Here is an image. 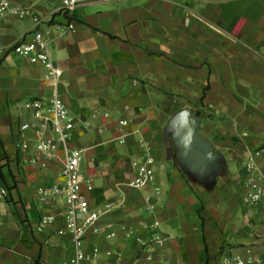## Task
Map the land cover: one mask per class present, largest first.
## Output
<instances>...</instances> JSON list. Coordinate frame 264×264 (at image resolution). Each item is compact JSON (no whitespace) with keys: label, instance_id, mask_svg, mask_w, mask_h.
I'll list each match as a JSON object with an SVG mask.
<instances>
[{"label":"crops","instance_id":"crops-1","mask_svg":"<svg viewBox=\"0 0 264 264\" xmlns=\"http://www.w3.org/2000/svg\"><path fill=\"white\" fill-rule=\"evenodd\" d=\"M13 3L43 22L0 21V264L74 259L73 235L58 234L67 203L40 196L63 182L65 153L43 165L26 107L56 96L76 117L70 144L84 149L92 208L114 205L87 231L84 249L99 256L83 264H219L225 253L264 264V201L244 200L248 164L264 171V0H84L74 19L57 0ZM38 29L63 71L57 85L11 52ZM143 142L155 180L135 188Z\"/></svg>","mask_w":264,"mask_h":264},{"label":"built area","instance_id":"built-area-1","mask_svg":"<svg viewBox=\"0 0 264 264\" xmlns=\"http://www.w3.org/2000/svg\"><path fill=\"white\" fill-rule=\"evenodd\" d=\"M45 1V0H37ZM59 11L74 19L77 8L84 0H57ZM107 3H119L123 0H101ZM9 16L19 18L31 17L37 24L43 22L40 15L33 11L31 7L14 5L13 0H0V21ZM75 29V22L71 21L64 27V32ZM12 53L28 57L34 63H41L50 72V78L54 85L61 80L63 71L58 68L49 51V40L45 37L41 29L36 30L32 38L28 41H21L15 44ZM26 107L33 112L34 117L40 120L38 129V140L36 152L44 159L43 165H47L49 160L57 156L61 148L65 153L64 165L61 173L63 182L51 187L43 188L40 196L44 200L62 198L68 205V212L65 216V224L59 229L58 234L71 233L74 238V259L71 264H83L86 260L96 259L99 256V249H95L90 256L84 249L87 231L96 225L101 217L111 212L114 208L112 203L92 208L87 192L94 189L92 179H84L82 176V161L84 149L71 146L70 142L76 128V117L70 112L64 102L57 96L50 99H35L26 104ZM122 126L128 124L127 120H122ZM34 125L25 123L21 126L24 139L21 147L23 150H30V140L26 131L32 129ZM48 128H51L52 136L47 135ZM142 161L139 163L136 177L129 183L135 188H144L151 185L155 180L152 166L155 162L152 146L148 142H143ZM264 153V148L257 152V155ZM251 175L246 180L245 202L256 204L264 201V171L259 168L253 160L248 164ZM0 193L7 195L5 188L0 189ZM261 259L255 256L244 258L239 255L225 253L221 256L219 264H259Z\"/></svg>","mask_w":264,"mask_h":264},{"label":"water","instance_id":"water-1","mask_svg":"<svg viewBox=\"0 0 264 264\" xmlns=\"http://www.w3.org/2000/svg\"><path fill=\"white\" fill-rule=\"evenodd\" d=\"M186 119H187L189 125H191V126L196 125L198 123V121H199L197 118H193V117H191V118L190 117H186Z\"/></svg>","mask_w":264,"mask_h":264}]
</instances>
